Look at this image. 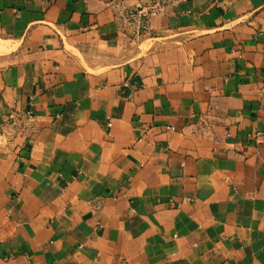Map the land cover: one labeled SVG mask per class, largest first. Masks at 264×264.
<instances>
[{
  "label": "crops",
  "instance_id": "obj_1",
  "mask_svg": "<svg viewBox=\"0 0 264 264\" xmlns=\"http://www.w3.org/2000/svg\"><path fill=\"white\" fill-rule=\"evenodd\" d=\"M0 0V264H264V0Z\"/></svg>",
  "mask_w": 264,
  "mask_h": 264
},
{
  "label": "built area",
  "instance_id": "obj_2",
  "mask_svg": "<svg viewBox=\"0 0 264 264\" xmlns=\"http://www.w3.org/2000/svg\"><path fill=\"white\" fill-rule=\"evenodd\" d=\"M182 0H151L148 3L136 6L127 13V19L134 23L136 33L138 34L147 20L160 12L169 4H179Z\"/></svg>",
  "mask_w": 264,
  "mask_h": 264
}]
</instances>
